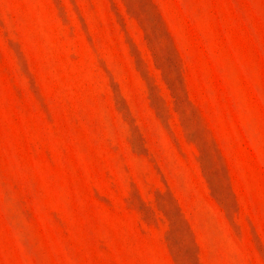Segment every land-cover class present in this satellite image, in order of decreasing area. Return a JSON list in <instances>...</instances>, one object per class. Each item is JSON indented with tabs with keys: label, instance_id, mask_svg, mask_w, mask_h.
Listing matches in <instances>:
<instances>
[{
	"label": "rangeland",
	"instance_id": "obj_1",
	"mask_svg": "<svg viewBox=\"0 0 264 264\" xmlns=\"http://www.w3.org/2000/svg\"><path fill=\"white\" fill-rule=\"evenodd\" d=\"M0 264H264V0H0Z\"/></svg>",
	"mask_w": 264,
	"mask_h": 264
}]
</instances>
